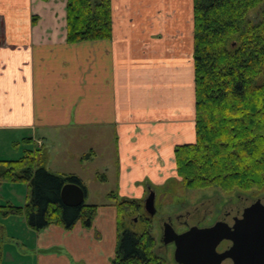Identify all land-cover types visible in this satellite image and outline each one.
<instances>
[{"label":"crops","instance_id":"1","mask_svg":"<svg viewBox=\"0 0 264 264\" xmlns=\"http://www.w3.org/2000/svg\"><path fill=\"white\" fill-rule=\"evenodd\" d=\"M112 4V38L70 43L67 0H0V130L113 127L118 196L141 199L176 178L175 147L196 141L193 0ZM38 232L37 264H111L117 211Z\"/></svg>","mask_w":264,"mask_h":264},{"label":"trees","instance_id":"2","mask_svg":"<svg viewBox=\"0 0 264 264\" xmlns=\"http://www.w3.org/2000/svg\"><path fill=\"white\" fill-rule=\"evenodd\" d=\"M66 20L70 43L110 39L112 0H67ZM193 20L196 141L175 147L177 176L187 189L263 190L264 0H193ZM45 162L46 148L27 150L18 160H0V184L29 185L26 205L9 204L3 214H23L37 231L51 225L69 230L77 223L90 228L99 206H67L61 198L68 182L81 185L87 195L82 180L51 172ZM111 196L118 232L111 264H171L157 254L148 218L140 233L128 227L140 199L120 200L117 191Z\"/></svg>","mask_w":264,"mask_h":264},{"label":"rangeland","instance_id":"3","mask_svg":"<svg viewBox=\"0 0 264 264\" xmlns=\"http://www.w3.org/2000/svg\"><path fill=\"white\" fill-rule=\"evenodd\" d=\"M251 16H254V12ZM45 132L43 129L37 130V133L29 130H0V160L22 158L27 150L38 149L36 147L38 144L32 138H40L46 147L47 169L62 176H80L87 188L85 198L87 204H96L102 208L115 203L116 199L111 196L117 191L118 186V145L115 129L69 127L61 130L52 129L49 135ZM163 187H159L156 192L157 213L151 216L145 208V199L149 195V191L146 190L140 199L141 207L127 218V224L130 230L140 233L148 224L144 218H148L152 222V234L156 239L155 250L171 264H177L174 258L175 247L173 243L164 245L161 240L164 218L173 216L178 230L182 231L185 226L182 227L175 219L177 215L185 214L187 211L194 212L198 208L201 210V215L203 211H208L210 215L207 220L212 222L222 208L228 202H232L237 193L249 196L264 194V189L225 191L215 186L187 189L178 176ZM28 193L27 182L5 181L0 184V228L3 229L0 239L2 246L0 264H37L38 262L39 232L27 224L23 214L4 215L2 212L9 204L25 206ZM122 199L120 197V200ZM193 221L190 223L195 222ZM51 251L64 252V249L54 247ZM72 262L83 264L74 258Z\"/></svg>","mask_w":264,"mask_h":264},{"label":"water","instance_id":"4","mask_svg":"<svg viewBox=\"0 0 264 264\" xmlns=\"http://www.w3.org/2000/svg\"><path fill=\"white\" fill-rule=\"evenodd\" d=\"M237 203H227L217 221L208 227L192 226L177 232L166 223L164 242L175 245L174 258L178 264H264V195L249 197L239 194ZM61 198L67 206L85 202L84 188L73 182L66 183ZM156 192L145 199L149 215L157 213ZM223 240L232 244L223 252L217 250Z\"/></svg>","mask_w":264,"mask_h":264},{"label":"flooded vegetation","instance_id":"5","mask_svg":"<svg viewBox=\"0 0 264 264\" xmlns=\"http://www.w3.org/2000/svg\"><path fill=\"white\" fill-rule=\"evenodd\" d=\"M152 190H154V189H152L151 187H150V189H149V193L152 191ZM155 191V190H154ZM239 194L240 193H237L236 194V199L234 198L233 200H232V202H228V203H237L238 202V200H239ZM247 195V194H246ZM261 195H264V194H260V195H256V196H249V195H247V196H249V197H251V198H253V197H258V196H261ZM223 209V208H222ZM222 211V210H221ZM200 212H201V210H199L198 208L197 209H195L194 210V212L193 211H187L185 214H181V215H177L176 217H175V219L178 221V223L183 227V226H185V228L182 230V231H179L178 230V228H177V226H176V224H175V221H174V217L173 216H171V215H169V216H167L166 218H164V220L162 221V225H163V236H162V241H163V243H164V245L165 244H169V243H165L164 242V226H165V224L166 223H169L170 225H172L174 228H175V230L177 231V232H179V233H181V232H184V231H186V230H188L190 227H192V226H199V227H208V226H212L216 221H217V219H218V217H219V215L221 214V212H220V214L217 216V218L214 220V221H208L207 219H209V212L208 211H203V214L201 215L200 214ZM194 220L193 222L194 223H190V221H192V220ZM207 221V222H206ZM202 222H204V224L202 223ZM171 243H173V242H171ZM174 244V243H173ZM232 244V241H230V240H223L219 245H218V247H217V250L219 251V252H223L224 250H226L230 245ZM174 247H175V245H174ZM174 250H175V248H174ZM178 264V263H177Z\"/></svg>","mask_w":264,"mask_h":264}]
</instances>
